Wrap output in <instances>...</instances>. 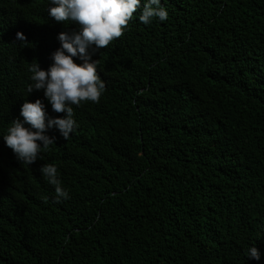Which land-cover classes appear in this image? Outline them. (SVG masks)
<instances>
[{"label": "trees", "instance_id": "1", "mask_svg": "<svg viewBox=\"0 0 264 264\" xmlns=\"http://www.w3.org/2000/svg\"><path fill=\"white\" fill-rule=\"evenodd\" d=\"M161 3L166 21L137 9L93 54L105 91L73 106L67 140L48 130L55 144L27 166L0 137V264H264V0ZM75 31L46 0H0V134L25 100L63 117L27 95L28 66L46 70Z\"/></svg>", "mask_w": 264, "mask_h": 264}, {"label": "clouds", "instance_id": "2", "mask_svg": "<svg viewBox=\"0 0 264 264\" xmlns=\"http://www.w3.org/2000/svg\"><path fill=\"white\" fill-rule=\"evenodd\" d=\"M137 9H140L138 19L144 25H150L154 19L160 22L168 19V11L161 0H46L49 18L64 24L75 22L79 31L57 35L60 46L50 54L52 62L46 70L36 61L29 63L31 75L27 95L42 90L51 109L64 115L49 117L40 99L25 100L19 110L22 119H12L5 132L0 134L5 146L22 165L35 163L42 152L55 144L56 138L50 137L48 130L55 127L65 140L75 132L78 125L73 106L99 102L106 86L97 73V62L92 56L124 33ZM15 36L25 44L23 33L18 31ZM74 58L80 63H75ZM39 172L54 188L56 202L69 198L56 164H43ZM247 255L254 260L260 259L254 246L248 247Z\"/></svg>", "mask_w": 264, "mask_h": 264}]
</instances>
